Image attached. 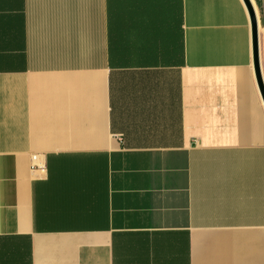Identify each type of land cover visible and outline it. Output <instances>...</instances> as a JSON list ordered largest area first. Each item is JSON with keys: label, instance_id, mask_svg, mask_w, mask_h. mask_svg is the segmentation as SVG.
Instances as JSON below:
<instances>
[{"label": "crops", "instance_id": "0c3cea01", "mask_svg": "<svg viewBox=\"0 0 264 264\" xmlns=\"http://www.w3.org/2000/svg\"><path fill=\"white\" fill-rule=\"evenodd\" d=\"M253 32L245 0H0V264H264Z\"/></svg>", "mask_w": 264, "mask_h": 264}, {"label": "water", "instance_id": "95a60500", "mask_svg": "<svg viewBox=\"0 0 264 264\" xmlns=\"http://www.w3.org/2000/svg\"><path fill=\"white\" fill-rule=\"evenodd\" d=\"M248 10L250 11L251 15V20H252V27H253V41L255 43V48H254V59H255V69H256V75H257V82H258V87L260 91L262 92V96L264 99V78L260 73V61L258 59V43H257V34H258V27H257V22H256V16H255V11L253 10L252 4L250 0H245Z\"/></svg>", "mask_w": 264, "mask_h": 264}, {"label": "built area", "instance_id": "2783aa9c", "mask_svg": "<svg viewBox=\"0 0 264 264\" xmlns=\"http://www.w3.org/2000/svg\"><path fill=\"white\" fill-rule=\"evenodd\" d=\"M37 157V155H35L34 157H33V159H35Z\"/></svg>", "mask_w": 264, "mask_h": 264}]
</instances>
